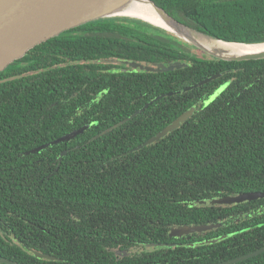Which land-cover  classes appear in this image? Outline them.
Listing matches in <instances>:
<instances>
[{
  "label": "trees",
  "instance_id": "1",
  "mask_svg": "<svg viewBox=\"0 0 264 264\" xmlns=\"http://www.w3.org/2000/svg\"><path fill=\"white\" fill-rule=\"evenodd\" d=\"M154 1L212 36L264 41V0ZM191 46L141 19L101 18L50 38L0 72V257L215 264L264 247V198L201 203L264 191V59L227 61ZM174 61L187 66L158 72L131 65ZM192 107L178 129L134 150ZM85 125L69 141L26 154ZM211 223L220 226L169 236L172 226ZM234 264H264V253Z\"/></svg>",
  "mask_w": 264,
  "mask_h": 264
},
{
  "label": "water",
  "instance_id": "2",
  "mask_svg": "<svg viewBox=\"0 0 264 264\" xmlns=\"http://www.w3.org/2000/svg\"><path fill=\"white\" fill-rule=\"evenodd\" d=\"M138 4H147L154 13L156 20L145 18L141 15L132 12V8ZM112 17H132L147 21L157 27H160L168 32L174 34L179 39L192 45L194 48L207 53L208 55L227 61H244V60H258L264 59V50L257 52L238 53L232 55H223L209 49L203 40L210 42H221L229 45H257L264 44V41L259 42H241L230 41L212 36L206 32L191 27L169 14L163 7H160L154 0H0V72L5 70L12 62L25 56L31 49L37 45L60 35L61 33L101 18ZM159 21V22H158ZM134 68H141L146 71H171L187 66L181 61H174L168 65L157 63L153 66L144 65L138 62H131ZM222 73L214 74L201 80L194 85L188 86L185 90H190L201 85L207 84L218 77ZM172 94V93H170ZM161 96L157 97L159 99ZM149 104H146L142 109L136 112L129 118H126L110 128L105 129L93 139L98 138L112 129L132 119L135 115L145 110ZM196 107L185 111L182 115L176 118L172 123L167 125L163 130L152 136L134 150L142 149L145 146L167 136L170 132L178 129L184 122H186L194 113ZM89 125L75 129L72 132L63 135L62 137L39 146L35 149L27 151L26 154L41 151L51 144H57L63 141H69L75 138L80 133H83ZM69 150H64L59 157L60 162L63 157L67 155ZM264 198V191H248L237 195H226L220 198H214L209 201H201L202 204L207 202L213 205L216 204H234L244 201L257 200ZM220 224H199L180 226H172L169 233L170 237H182L195 232H204L211 230ZM216 241V240H213ZM149 246H162L164 243H150ZM172 245V244H169ZM109 250L120 255H130V250H121L119 248H109ZM39 258L48 260H57L58 257L49 253L32 250ZM264 253V247L252 251L248 254L233 258L227 261L215 264H234L248 258L254 257ZM0 263L6 264H20L15 260L6 257H0Z\"/></svg>",
  "mask_w": 264,
  "mask_h": 264
},
{
  "label": "bare ground",
  "instance_id": "3",
  "mask_svg": "<svg viewBox=\"0 0 264 264\" xmlns=\"http://www.w3.org/2000/svg\"><path fill=\"white\" fill-rule=\"evenodd\" d=\"M132 12L138 15H141L145 18H150L154 21L156 20V17L154 13L151 11V8L147 4H138L136 7L132 8ZM159 22V21H158ZM204 44L211 50H214L215 52L223 55H232V54H238V53H248V52H257V51H263L264 50V44H257V45H229L224 44L221 42H210L207 40H203Z\"/></svg>",
  "mask_w": 264,
  "mask_h": 264
},
{
  "label": "flooded vegetation",
  "instance_id": "4",
  "mask_svg": "<svg viewBox=\"0 0 264 264\" xmlns=\"http://www.w3.org/2000/svg\"><path fill=\"white\" fill-rule=\"evenodd\" d=\"M112 18H114V17H112ZM129 18H132V17H129ZM135 19H139V18H135ZM141 20H142V19H141ZM143 21H144V20H143ZM153 31H154V30H153ZM61 34H62V33H61ZM61 34H60V35H61ZM55 37H56V36H55ZM45 42H46V41H45ZM182 46H183L184 49L187 47L184 43H183ZM11 64H12V63H11ZM1 72H2V71H1ZM107 92H108V89H104L103 92H102V97H104V95H106ZM103 94H104V95H103ZM102 97H101V98H102ZM157 97H159V96H157ZM157 97H156V98H157ZM156 98H155V100H157ZM140 99H141V96H140ZM153 101H154V100H153ZM153 101L151 100V103H152ZM143 107H144V106H143ZM143 107H142V108H143ZM142 108H141V109H142ZM124 255H125V254H124ZM124 255H122V256H124ZM122 256H121V257H122Z\"/></svg>",
  "mask_w": 264,
  "mask_h": 264
},
{
  "label": "rangeland",
  "instance_id": "5",
  "mask_svg": "<svg viewBox=\"0 0 264 264\" xmlns=\"http://www.w3.org/2000/svg\"><path fill=\"white\" fill-rule=\"evenodd\" d=\"M185 42V41H184ZM186 43V42H185ZM191 49H192V52H194V53H196V54H198L199 56H203V52L201 51V50H199V49H196V48H192V46H191Z\"/></svg>",
  "mask_w": 264,
  "mask_h": 264
}]
</instances>
